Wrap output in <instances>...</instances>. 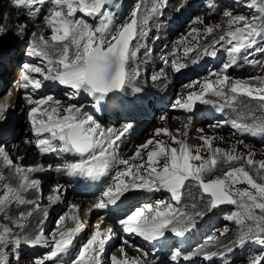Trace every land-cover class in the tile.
Returning a JSON list of instances; mask_svg holds the SVG:
<instances>
[{
  "label": "snow or ice",
  "instance_id": "6c2138e0",
  "mask_svg": "<svg viewBox=\"0 0 264 264\" xmlns=\"http://www.w3.org/2000/svg\"><path fill=\"white\" fill-rule=\"evenodd\" d=\"M46 3L54 5L44 17L45 27L50 29L51 35L46 38L43 33L39 35L32 33L34 39L31 42L32 54L42 58L46 63L43 68L33 64L24 65L21 76L23 83L20 86L22 88L31 86L32 89L39 90L42 82L32 75L39 74L43 77V81L58 83L71 89L69 99L86 94L99 102L110 94L123 91L131 79V73L127 68L128 62L137 55V52L132 50V41L137 38L142 23L139 19V7H135L130 12L129 21L117 28L113 25L118 14L117 10L121 7L119 0H11L12 6L16 9L27 7L35 11H39L37 5L44 6ZM161 5L166 7L167 0H159L152 11L156 12ZM248 7L256 8L258 14L246 17L225 11L223 16L227 18L226 23L205 26L204 38L222 29L217 43L227 44L226 51L230 56L236 57L249 49L264 52V47L256 48L257 44L264 42V0L259 2L250 0ZM77 13L97 23L90 24L87 20L77 17ZM194 23L203 24V20L198 18ZM3 32L4 29L0 28V34ZM192 33L197 34L193 37L197 39L200 30L192 29L189 36ZM183 42L182 40L178 43ZM194 50L191 47L184 49L186 55ZM249 63L254 67L259 65L264 68V61H249ZM232 65V61L225 63L219 71L210 73L209 77L202 81L194 82L199 84L200 91L190 93L185 102L177 100L176 104L182 109L192 110L197 102L210 103L211 101L206 97L211 95L222 99L225 106L238 111L235 105L242 102L240 98L243 97L246 98V101H243L245 108L255 118L256 112L253 108L264 110V76L249 77L247 80L231 78L228 70ZM174 68L176 71L180 70V67L174 66ZM194 84L189 87H193ZM25 99L29 105H35L27 111V117L31 133L36 137L35 147L39 153L41 155L56 153L58 158L64 155L78 157L76 160L64 161L58 165L55 169L57 172L92 181H98L107 174L116 159L113 154L116 141L121 138L123 132L112 134L108 130L106 133L101 124L91 115L85 114L79 106L69 104L61 108L62 102L52 96L33 99L31 95H27ZM252 102L256 104L253 105ZM6 110L0 109V112ZM2 118L0 116V119ZM232 126L236 129L244 127L246 130H252L236 122H233ZM259 127L264 131V122H261ZM161 133L170 136L172 143L179 147H169L162 141L148 140L140 145L131 157L132 160L142 158L141 151L147 150L146 163L130 165L129 160H119V164L124 165L125 168L117 171L112 178L113 182L105 186L94 208L104 209L110 205L119 208L129 193H151L159 190L170 193L175 205H178L187 188V182L193 181L198 183L203 196L210 198L211 209L223 204L236 207L237 210L228 219L234 221L239 230L237 239L239 245L243 246L249 242L264 245V183L257 182V179H254L243 166L231 168L225 172L223 179L217 178L207 182L204 179L206 175L216 170L222 157L223 163L226 164L243 160L249 168L256 169L259 179L264 180V161L257 164L252 159L253 153H249L247 157H238L220 148L213 149V138L201 136L202 144L209 152L208 159H204L200 154V147H197L193 153L185 140L172 136L167 129L156 130V135ZM183 135L187 136V132ZM153 144L154 149L149 150V146ZM0 159L7 167H14L19 179L17 188L9 187L7 184L3 186V195H0V212H4L6 206L13 202L21 205L35 204L36 210H39L38 203L23 199L21 192L29 189L39 191V181L32 179L29 174L43 169L14 166L2 147H0ZM161 159L164 160L163 167L158 169L156 165H159ZM196 161L200 163H194ZM237 183L246 184L248 187L233 191V185ZM60 199L61 197L56 195L51 198V202L56 203ZM72 207L75 212L79 211L75 206ZM31 215V211L27 213V216ZM24 216V213H20L21 219ZM67 219L74 221L76 226L63 228L64 217L58 222V231L53 234L50 251L46 255V261L51 264H65L61 257L69 254L74 239L81 230L82 225L78 215ZM183 220L184 214L173 203L157 201L155 207L147 206L146 209L127 212L119 218L118 223L124 232L135 234L145 241L156 242L164 241L169 232L181 236L184 229ZM12 223L16 227H23L15 221ZM111 232V228L101 231L97 225L96 230L81 246L71 264H100V254L105 243L110 239ZM12 237L10 227H0V264H7L4 248L13 242ZM215 239V237L209 238L210 241ZM231 250L228 249L229 252ZM119 251L125 258L118 259L112 256L111 264H140L138 259L129 260L123 247ZM215 255L217 253L207 254L205 259ZM179 256L181 252L176 251L172 259L176 260ZM36 264H44V262L37 261ZM250 264H264V256L256 257Z\"/></svg>",
  "mask_w": 264,
  "mask_h": 264
},
{
  "label": "bare ground",
  "instance_id": "6f19581e",
  "mask_svg": "<svg viewBox=\"0 0 264 264\" xmlns=\"http://www.w3.org/2000/svg\"><path fill=\"white\" fill-rule=\"evenodd\" d=\"M186 11H188V13L192 14V16L194 15L193 18L194 17L197 18L196 13H193L190 9H186ZM186 11L184 10L185 13H187ZM182 12H183V9H182ZM21 15L23 16L22 12L20 11V9H16L12 6L11 0H0V28L4 29V32H3V34H0V37L1 36L5 37V34H7L8 32H10L12 30H16V31L18 30L17 32L19 33V35H18L19 37L30 38V40L33 41L34 37L32 36V33H36L37 35L43 33V27L44 26H41V27L38 26L39 28H37V27L34 28L32 33H30V35H29V33L27 32V28L32 27L33 25L26 22L25 20L18 21L19 18L21 17ZM147 18H148V16H147ZM151 21H152V19L149 18V23H151ZM141 22L142 23L140 24L139 27H142V26L148 27V25H149L148 28L153 30V26H150V24L146 25V22L144 20ZM203 23L207 24V18L203 17ZM221 30H217V31H221ZM180 32L186 33L188 31H186L185 29L182 28ZM176 33H178V31ZM214 33H215V31H214ZM219 36L214 35V34L210 35L209 40L205 41L199 47V49L201 51L207 53L205 55L204 59H207L209 57L208 51L210 48L220 47L221 44L222 45L224 44V43H217ZM16 41L17 40H15L12 43L15 44ZM213 45H215V47H213ZM13 46H15V45H13ZM197 48H195V50L192 51L191 53H194ZM13 60H11V63ZM137 65L139 66V68H143V64H142L141 60L137 61ZM1 70L3 71L2 72L3 77L7 74V76L10 78H11V75L16 72L14 67H12V70L8 73L6 72L5 69H3V67H0V71ZM253 72H255V71H253ZM240 76H243V75H240ZM230 77L234 78V79H243V80H247L249 78L247 76L244 78L243 77L235 78L233 76H230ZM14 80H15V77L13 78V82H14ZM196 81H200V79H198V78L193 79L192 81L187 82L185 85L180 86V93H178L176 95V101L180 98L186 99V97L190 93L195 92L197 90V88L199 87V84H194V82H196ZM3 82H4V84L8 83L5 79H3ZM175 82L176 81H173L172 83L167 85V92L165 95L171 96V94L173 92L172 85ZM253 83H255V82H253ZM193 84H194L193 87H189V85H193ZM209 96H211V95H209ZM1 97H2V95H0V98ZM212 98H215V97L211 96V99ZM19 99H20V95L18 94V91H16L15 95L9 100L8 104H4L0 101V109H7L9 106H13L15 104V102L19 103ZM170 99H171L170 104H172L171 102H174L175 99L173 100V97ZM213 100H217L221 103H224V101L222 99L216 98ZM240 101H242V102L237 103L235 105V107L238 110V111H236V114L239 116L241 114V116H242L243 115L242 112L240 113L239 111L242 108H245V103L243 101H246V98H240ZM252 104L255 105L256 102H252ZM257 110H259V109L253 108V111H255L256 113H257ZM156 111H158V110H156ZM245 111L248 113V110H245ZM259 111L261 113H264V110H259ZM10 112L11 111H7V110L4 112H0V116L4 117L5 115H9ZM24 114H23V116H22V114L21 115L18 114V112L15 114V117L13 120V123L15 124V127H16L15 132L12 133L10 135V137L6 138L8 140L9 139L15 140V143H13V144L8 143V142L6 143V142H4V139H3L2 140V142L4 144L3 148L6 152V154L9 156V158L13 161L14 166H21V167H25V168L30 167V166L31 167H41L43 169L42 165L40 164V162L36 156V153H34V148H33L32 144L30 146H26V142H25L26 139L28 141H31V137L29 136L28 132L25 133V129L21 128L22 126H26V124L28 122L27 114H25V115ZM249 116H250L249 118H244V119L247 120V119L251 118L252 121L264 122V115L262 117L256 116L255 118L252 117L250 114H249ZM161 117H162L161 122H163L164 125H162V123H161V124H154L153 126L146 127V129L142 132L143 136L148 132L147 135H149L150 139L153 140L154 142L155 141H162L165 145H167L169 147L178 148L179 145L172 143L170 136L164 135L163 133H161L160 135H156L157 129H167L171 133V135L176 136L177 139H182V140H185L186 142L188 141V139H190V142H187V144L191 147V149L193 150V153H195V150L197 147H200L201 148L200 154L204 157V159H208L209 152H208L207 148L203 146L202 141L200 139L201 136H208V137L213 138L212 139V148L213 149L220 148V149H223L225 152H227L229 154H234L236 156L240 154V156H238V157H247L249 153H253L254 155L252 156V159L254 161H256L257 164L261 161V158L264 157V152L259 151V154H257L256 153L257 149L255 147H253V145L243 143V142L242 143L237 142L236 148H239V150L238 149L235 150L236 142L233 141V139L230 136L224 135L225 133H223V132L226 130L222 129V128H218L217 125H214V126L212 125L210 127H206V126H203L204 125L203 123H201L200 124L201 126L200 125L197 126V130L195 132H192V130H191L192 127L186 124L184 117H182V119H181L179 116L173 115L170 111H165ZM150 122L153 123L154 118L151 119ZM215 122L220 123L219 120H217V119L215 120ZM143 124H146V123H142V125ZM160 125H162V126H160ZM194 126H196V125H194ZM195 129H196V127H195ZM199 129H202L203 131H198ZM185 132H187V136L183 135V133H185ZM135 146H133V149H132L133 153L131 151V156H129V160H131V162L134 161L131 159V157H133L134 153L136 152ZM152 149H154V144L149 146V150H152ZM142 153L145 154V157L143 158L142 161L135 162L136 164L144 163L147 160V150H142L141 154ZM21 158H23V159H21ZM194 163L199 164L200 162L196 161ZM241 166H243L245 168V170L250 173V175L259 179V177L257 176L256 169L255 168H249L247 166V164L244 163L243 160H238V161L231 162L230 164H226V163H223V158L221 157V162L217 165L216 168L223 169V170H225L227 168L230 170L231 168L241 167ZM54 174L55 173H52V176L48 180H46L44 170L29 174L32 179L39 181V191L42 190L43 194H39V191H37L36 189H29L27 191L21 192L23 199L32 200L35 203H38L39 210H36L35 204L25 203V204L21 205V204L13 202L10 205L6 206L4 212H0V227L8 226L11 228V231L13 233V237L11 238L13 240V242L11 244H8L4 248V254L6 253L7 247L23 248L29 242L30 243L29 244L30 247H28L29 249L32 248L35 251H40L39 248H43L44 243L51 242L53 240V234L58 231V227L54 231H52V230L50 231V230L45 229L44 231H42V234H40L41 233L40 227H41V225H43V223H42L43 219L45 220V223H47L50 227L51 222L48 221V216L51 215V213L53 216L52 211L56 208H58L60 210L67 208V210L64 209L65 213H64L63 217L65 218V220H64V223L62 225L63 228H74L76 226L75 222L72 221L71 219H67V217H70L73 215H78L79 220H80L81 225H82L79 234H86L87 232L90 231V234H89V236H90L96 230L97 225H99L100 230L104 229V224L100 223L98 221H96L92 224H89V221L92 218V216H89L88 214L85 213L86 208H88L89 206H92V205H94V203H96L95 200L91 197H78L77 198L74 194H73V198H71V196H72L71 195V189L72 188L69 189L70 185L68 183H64V185L61 186L59 188V190L57 191L59 193V196L61 197V199L56 203L51 202V198H54L57 195L56 189H57L58 184H59L57 181H59V179H60V175L54 176ZM207 176H209V175L205 176L206 177L205 181L208 180ZM5 177H6V180H8V182H5V184L9 185V187L17 188L19 186V179L15 173L14 167H7L4 164L3 160L0 159V182H2L3 181L2 179ZM50 186H53V191H49ZM63 189L67 190V195L68 194L71 195V196H69V198H70L69 201H67L66 197L61 194ZM3 190L4 189L2 187L0 190V195H3ZM49 192H51V196L47 197V194ZM74 197H76V198H74ZM202 197H203V199H202ZM181 201H182V207H183L181 212L184 214V220L183 221H185L186 218H188V217H194L196 220L202 221L203 218H201V217L202 216L205 217L206 214L209 211H211V209L208 207L210 205V198L203 196L201 189L199 188L198 185L196 186L195 183L187 182V191L185 192V190H184ZM67 204H68V206H67ZM155 204L156 203H152L151 205L147 204L145 206V209L147 206L155 207ZM226 205H228V204H226ZM72 206H75V208L79 209V211L75 212L73 210ZM231 207H233V206L231 205ZM30 211L32 212V215L27 216V213ZM20 213L25 214V216L22 219L20 218ZM45 213H47V215H45ZM215 214L216 213H213V210H212L210 216H215ZM5 217H7V218H5ZM13 221H15L19 224H22L23 227L14 226L12 223ZM225 229H228V228L223 227V230H225ZM232 238H233V236H231L229 234L221 243H218L215 245H210V246H205L203 248L204 255L202 256V261H203V258L207 254H210L211 250L218 245H222L226 242V243H228L227 246L223 247L221 251L229 249L234 244L233 242H230V240ZM119 249L120 248H118V246H116L112 250L111 253L119 256L121 259H124L125 257L121 255ZM124 253L126 254V257L129 260L138 259V257L135 254L129 252L125 248H124ZM28 255H31V254L28 253ZM44 257L45 258H44L43 262H49V261H46V254L44 255ZM37 261H39L37 258L32 259V260L31 259L30 260L25 259L21 263L22 264H31V263H36Z\"/></svg>",
  "mask_w": 264,
  "mask_h": 264
},
{
  "label": "rangeland",
  "instance_id": "374dc122",
  "mask_svg": "<svg viewBox=\"0 0 264 264\" xmlns=\"http://www.w3.org/2000/svg\"><path fill=\"white\" fill-rule=\"evenodd\" d=\"M240 2H236L235 1V3L233 4L234 6H239L241 9L239 10L240 12H237V11H231V13H233V15H243V16H246V17H251V16H253V15H257L258 14V12H257V9L256 8H249L248 7V4H249V2H250V0H239ZM258 2H259V0H258ZM185 11H186V9H184ZM140 11H142V9H140ZM182 12V11H181ZM187 13H186V16L185 17H187L188 18V21L190 22V21H192V20H194V21H196L198 18L199 19H202L203 20V17L204 18H207V24H200V23H192V25L190 26V27H186L185 25H187V23L185 24L183 21H180V24L181 25H184L185 27H183V29H185L186 31H188V32H186V33H182V32H180L181 31V29H180V31H178V33H176L174 36V39L175 40H178V41H184L183 43H181V47H182V49H183V51H184V49H185V47H191V48H199L205 41H208L209 40V36L205 39L204 38V35H203V29L205 28V26H209V25H211V26H214V25H216V24H221V25H224L225 23H226V17H224V16H221V15H215V16H208V15H203V14H201V13H199V14H197L196 13V15H197V18L196 17H194L193 18V16H192V14H190V13H188V11H186ZM23 14V13H22ZM127 14V11L125 12V15ZM80 15V14H79ZM142 14L141 13H139V19L141 20V21H143L142 20ZM44 17H45V15H43L41 18H39L40 19V21H39V23H38V25L36 26V25H33V27H29V28H27V32L29 33V35H30V33H32V31H33V29L34 28H39V27H41V26H44L43 27V33H44V35H45V37L47 38L48 36H50L51 35V32H50V29H46V27H45V21H44ZM147 17V16H146ZM22 20H24V17L21 15V17L19 18V20L18 21H22ZM126 22V21H125ZM124 22V23H125ZM152 22V21H151ZM150 24V23H149ZM39 26V27H38ZM150 26H152L151 24H150ZM143 28H145L147 31H149L150 33H151V29H149L148 27H149V25H148V27L146 26H142ZM142 27H139V28H142ZM31 28V29H30ZM44 28L46 29L45 31H44ZM192 29H199L200 30V35L198 36V38L197 39H193V37L194 36H196L197 34L196 33H192V35L191 36H189V33L192 31ZM29 30V31H28ZM18 31V30H17ZM16 30H12V31H10V32H6L7 34H5V37H3V36H1L0 37V46H5L6 44H8V43H12V42H14L15 40H17L16 41V43L15 44H13V45H15L14 47H15V49H16V51H19V54H21V52H22V50L21 49H19V47H20V44H22V43H25L26 45H28V41H29V39L30 38H23V37H19L18 35H19V33L17 32ZM222 31L223 30H221V31H215V33H213L214 35H217V36H219V35H221L222 34ZM217 32V33H216ZM164 33V32H163ZM212 34V35H213ZM161 35H163V34H161ZM159 38H160V36H159ZM186 38V39H185ZM31 41V40H30ZM22 42V43H21ZM164 42H162V43H160V45H159V47H161L162 46V44H163ZM178 44H180V43H178ZM197 48V49H198ZM8 53V52H7ZM240 55V54H239ZM238 55V56H239ZM14 61V62H13ZM12 61V65H13V63H15V59ZM260 61H264V59H262V60H260ZM142 62V61H141ZM240 62H242L241 60H240ZM142 64H143V62H142ZM243 66H244V68H245V70L247 71V72H249V74H244V73H241V72H232L231 74H229L230 76H233V77H235V78H240V77H254V76H264V68H262V67H260L259 65H257V66H251L250 64H248V63H243ZM13 67H14V69L16 70L17 69V66H15V64L13 65ZM253 71H255V72H253ZM253 73V74H252ZM240 75H243V76H240ZM204 78H206L205 76H202V77H200V78H198V79H200V81H202ZM211 79H215V77H210ZM239 80H243V79H239ZM179 84V82H175V83H173V85H172V90H173V95L171 96V98L173 97V100L174 99H176V95L178 94V93H180V86H182V85H178ZM200 91V88L198 87L197 88V90L195 91V92H199ZM209 97H211V96H209ZM241 98H243V97H241ZM213 99H216V97L215 98H212V100ZM178 100H180L181 102H185L186 101V99H184V98H180V99H178ZM213 101H215V100H213ZM245 110H247L246 108H242L239 112L241 113L242 112V116H241V114H240V118H249L250 116H249V114L245 111ZM26 114L27 112H26V110H24L23 112H22V116H23V114ZM164 113V112H163ZM246 113V114H245ZM24 114V115H25ZM156 114H158V111H156ZM21 115V114H20ZM183 115H185V113L183 112ZM264 115V113H261L259 110H257V113H256V116H260V117H262ZM156 116V115H155ZM155 116L154 117H152L151 119H153L154 118V122L152 123L153 125L154 124H161L162 123V125H164V123L163 122H161L162 121V117H161V119H159V120H157V119H155ZM162 116V115H161ZM25 117V116H24ZM150 119V120H151ZM182 119V118H181ZM247 120H251V118L250 119H247ZM153 125H151V126H153ZM162 125H160V126H162ZM197 126H199V125H196V126H191L192 128H191V130H192V132H195L196 130H197ZM201 126V125H200ZM203 126H206V127H208V125L207 124H204ZM214 126V125H213ZM195 127H196V129H195ZM21 128H23V129H25L26 127L25 126H22ZM146 129V128H145ZM144 129V130H145ZM143 130V131H144ZM194 130V131H193ZM27 128L25 129V133H27ZM148 133V132H147ZM147 133L143 136V133L134 141V144H133V146H135V150H137V148L140 146V145H143L144 143H146L148 140H151L150 139V136L149 135H147ZM223 134V133H222ZM224 135H228V136H230V134L228 133V132H226ZM231 137V136H230ZM232 139H233V141H235L236 142V145H235V150H239V148H236V146H237V142H243V143H247V144H251V145H253V147H255L257 150V154H259V151H262L263 152V150L261 149V147L260 146H258V145H256V144H254V143H252V142H249V141H244L243 139H241V138H234V137H231ZM187 142H190V139H188V141ZM132 153H133V151H132ZM237 156H240V154L239 155H237ZM141 160L140 161H142L143 160V158L145 157V154H141ZM261 161H264V157H262L261 158ZM144 163H146V161L144 162ZM163 163H164V160L163 159H161V161H160V163H159V165H156L157 167H158V169H162V167H163ZM227 171H229V169H225V170H223V169H219V168H216V170H214L211 174H209V176H207L208 177V180H206L205 182H207V181H210V180H213V179H217V178H220V179H223L224 178V174H225V172H227ZM54 176H55V174H54ZM253 178L254 179H257L256 177H254L253 176ZM204 179H206V177H204ZM3 181L2 182H0V190H1V188L5 185V182H7L8 180H6V177L5 178H3L2 179ZM189 182H192V183H195L196 184V186L198 185V183L197 182H193V181H189ZM257 182H259V183H264V180H259V179H257ZM52 187V188H51ZM248 186L246 185V184H242V183H237V184H234L233 185V188H232V190L233 191H236V190H244V189H246ZM59 189V187L57 188V190ZM57 190H56V193H57V195H59V193L57 192ZM49 191H53V186H50V190ZM187 191V188L185 189V192ZM42 192V193H41ZM55 193V194H56ZM184 193V192H183ZM39 194H43V191L42 190H40L39 191ZM61 194L63 195V196H65L66 197V199H67V201H69L70 200V198H69V196H71V198H73V193L71 192V195L70 194H68L67 195V190H65V189H63L62 190V192H61ZM41 196V195H40ZM51 196V192H49L48 194H47V197H50ZM74 198H76V197H74ZM78 198V197H77ZM162 201H167V202H165V203H173L174 204V206H175V203H174V201L172 200V198H171V194L170 193H166V197H165V199L164 200H162ZM67 206H68V204H67ZM66 206V207H67ZM233 207H234V205H232ZM233 207H230V210L231 209H233ZM56 209H58V208H56ZM56 209H54L52 212H53V216H52V213H51V215H49L48 216V221L49 222H51V224H50V227H49V225L47 224V223H45V220L43 219V221H42V223H43V225H41V229H40V234H42V231H44L45 229H47V230H52V231H54L56 228H57V225H58V222L61 220V218L64 216V213H65V210H67V208L64 210H60V209H58V210H56ZM237 209L236 208H234L233 209V211L232 212H234V211H236ZM232 214V213H231ZM228 225L229 226H232V225H236L235 224V222L234 221H230L229 220V222H228ZM225 227H227L228 228V226L226 225ZM44 228V229H43ZM37 231V230H36ZM44 233V232H43ZM9 244H11V243H9ZM29 242L26 244V246H24L23 248H18V247H7V249H6V253L4 254V258L6 259V262H7V264H22L21 262L23 261V260H25V259H35V258H37L39 261H43L44 260V255H45V250L44 249H42V248H39L40 249V252H38L37 254L36 253H34V254H31V255H34V256H30V255H28V247H30L29 246ZM116 247V246H115ZM114 247V248H115ZM32 249V248H31ZM36 254V255H35ZM204 255V253H202V255H200V257H199V262H202V256ZM42 258V259H41ZM41 259V260H40ZM49 262H44V264H48ZM31 264H36V263H31Z\"/></svg>",
  "mask_w": 264,
  "mask_h": 264
},
{
  "label": "water",
  "instance_id": "95a60500",
  "mask_svg": "<svg viewBox=\"0 0 264 264\" xmlns=\"http://www.w3.org/2000/svg\"><path fill=\"white\" fill-rule=\"evenodd\" d=\"M116 93H113L112 95H115Z\"/></svg>",
  "mask_w": 264,
  "mask_h": 264
}]
</instances>
